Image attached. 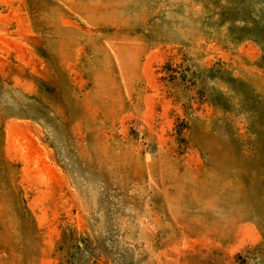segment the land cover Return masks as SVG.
Returning <instances> with one entry per match:
<instances>
[{
    "label": "rangeland",
    "instance_id": "rangeland-1",
    "mask_svg": "<svg viewBox=\"0 0 264 264\" xmlns=\"http://www.w3.org/2000/svg\"><path fill=\"white\" fill-rule=\"evenodd\" d=\"M0 264H264V0H0Z\"/></svg>",
    "mask_w": 264,
    "mask_h": 264
}]
</instances>
